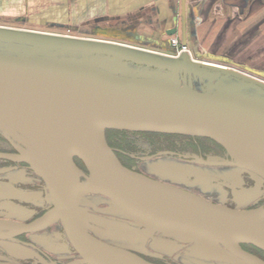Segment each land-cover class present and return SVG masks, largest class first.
Returning <instances> with one entry per match:
<instances>
[{"label":"water","instance_id":"water-1","mask_svg":"<svg viewBox=\"0 0 264 264\" xmlns=\"http://www.w3.org/2000/svg\"><path fill=\"white\" fill-rule=\"evenodd\" d=\"M181 11V43L185 47L186 0H181ZM174 22L176 26L177 17ZM166 33L172 36L177 28ZM141 39L151 41L143 35ZM53 42L76 57L109 58L158 70L180 69L185 79L176 85L117 76L62 59L0 53V123L75 148L65 160V169L56 160L7 138L18 152L0 151V159L28 164L45 180L53 207L31 222L0 218V240L37 233L61 222L80 256L73 264H158L87 229L79 201L94 194L113 202L133 227L185 242L212 241L247 264H264L242 247L252 245L264 252V208L239 209L212 203L179 185L131 170L106 139L108 130L208 138L222 146L230 160H203L196 155L195 163L235 167L264 180V100L195 89L193 80L211 68H193L185 52L179 58H169L102 40ZM75 159L88 171L84 181ZM38 169L52 177L55 190ZM203 177L212 182L219 179ZM219 184L233 187L226 181Z\"/></svg>","mask_w":264,"mask_h":264},{"label":"rangeland","instance_id":"rangeland-1","mask_svg":"<svg viewBox=\"0 0 264 264\" xmlns=\"http://www.w3.org/2000/svg\"><path fill=\"white\" fill-rule=\"evenodd\" d=\"M260 21L247 27L241 25L243 27L241 32L236 31L240 25H230L225 29V33L222 34L223 39L221 41H211L210 45L205 39L199 40L198 45L200 46L195 47V50L192 48L193 42H189L187 47L188 61L193 68L207 66L204 65L207 62L222 66H207L211 68L210 72L204 71L201 74L200 78L194 82L195 89L243 94L264 100V23L262 24ZM170 26L116 25L70 28L43 26L42 28H34V26L28 24L0 25V53L63 59L75 64L99 68L117 76L158 80L182 85L185 78L180 69L172 71L158 70L153 67L139 66L131 63L125 65L121 60L109 58L76 57L66 54V51L61 46L55 45L53 42V40L76 41L77 39L102 40L126 45L140 51L159 54L160 57H177L181 51V41L178 34L167 35L169 41L163 40V37H166L164 30ZM102 28L107 30L103 32ZM257 29V33H252ZM127 30L145 31L144 33L153 35V38L158 39V44H155L156 40L147 42L139 40L135 35H132L130 38L121 35V33ZM246 31L247 33H245ZM173 39H177L178 45L176 47L172 46ZM216 43L218 47L220 46L218 49L221 51V54L227 52L228 56L226 57L230 60H228L229 62H211L208 59L207 54H215L214 45ZM205 44H208V46L205 47ZM202 46L204 50L201 49L203 48ZM198 50L200 53L196 54ZM252 69L261 70L263 76L252 72ZM0 133L4 137L0 135V149H2L0 151L10 150L12 143L5 137V134L1 131ZM127 136L133 141L138 142L143 138L135 134H128ZM205 144L211 151H214L215 145L207 141ZM187 148L190 149L188 150ZM180 149L184 152H167L165 150L157 155L144 157L140 161L132 158V161L126 162L133 165L141 173L179 185L181 188L200 194L205 199L214 203H220L232 208L238 207L239 209L264 207V198L259 201L261 197H264L263 182H258L254 186L250 184L249 187L244 185V188L240 187L237 191L235 190L230 194L224 189V186L219 185L216 181H207L203 176L219 177L223 181L233 183L236 179L240 178L239 176L242 171H239L237 168L224 166H201L191 161L194 150L190 145H186ZM115 151L119 153L123 160L125 159L126 155L122 153L123 151L120 148H115ZM211 151L207 154H211ZM175 152H180L182 155ZM200 154L203 156L204 153L200 152ZM9 165L10 162L0 159V167ZM30 170L33 173L31 172L30 174L25 169L24 171L2 173V175L0 173V180L2 178H17L21 174L26 179L38 176L45 182L31 167ZM27 173L30 175H27ZM15 193L17 194L18 192ZM16 194L9 190L3 192L0 187V215H4L3 217H6V214L17 219L28 217L30 213L22 211L19 202L25 201L24 198L27 200L33 198L38 200L32 195L33 192L30 191L23 194L19 193L17 196ZM19 198H23V200ZM79 210L84 215L86 226L93 228L95 230L92 229L93 232L100 235L103 240L112 245L126 248L141 257H150L165 264H242L243 262L231 256V254L212 241L185 242L160 232L133 227L127 224L125 221L126 217L118 212L117 206L113 202L101 196L91 194L82 196L79 201ZM61 230L62 224L61 222H57L50 229L41 232V235L29 236L28 241L31 240V243L33 242L40 246L41 251L54 253V257L57 255L65 256V252L57 247L61 242H68L67 237L64 236ZM24 251L29 252L31 256L34 254L33 250H25V248L19 247V244L14 241L0 240V261L8 259L15 261L24 260L23 258L29 256Z\"/></svg>","mask_w":264,"mask_h":264},{"label":"crops","instance_id":"crops-1","mask_svg":"<svg viewBox=\"0 0 264 264\" xmlns=\"http://www.w3.org/2000/svg\"><path fill=\"white\" fill-rule=\"evenodd\" d=\"M186 4L189 42L205 39L211 45V41L223 39L222 34L230 25L247 27L260 20L264 23V0H186ZM181 12V0H0V25L172 26L176 17L180 24ZM240 26L236 31H242ZM144 32L137 30L136 34L155 40L153 35ZM218 48L216 43L214 50L221 52Z\"/></svg>","mask_w":264,"mask_h":264},{"label":"flooded vegetation","instance_id":"flooded-vegetation-1","mask_svg":"<svg viewBox=\"0 0 264 264\" xmlns=\"http://www.w3.org/2000/svg\"><path fill=\"white\" fill-rule=\"evenodd\" d=\"M178 23L179 22H177L176 26L172 25V26H170L169 29L166 28L164 30L166 37H163L164 38L163 40L169 41V38H168L166 32L169 31V30H172L173 28L176 27L177 28V34H178L179 39L181 41V37H182V29H181L182 28L181 27L182 20H181L180 24H178ZM186 24H187V46H188V44H189V41H188V34H189L188 31H189V29H188V27H189V24H190L189 20H188V16L186 17ZM97 29H100V28H97ZM106 30L107 29L102 28L103 32H105ZM135 32L137 33V30ZM136 33H133L132 30H127V31L121 33V35L128 36V38L132 37V35H135L136 38H139V40L147 41V39H141V35L140 34H136ZM103 35H104V33H103ZM155 40L158 42V39L155 38ZM155 40L152 39L151 41H147V42H152V41H155ZM198 44H199L198 40L194 41L193 45H192V48L195 50V47L199 46ZM199 53H200V51L198 50V52H196V54H199ZM214 53L215 54H213V53L207 54L208 57H209L208 59L211 62H224V63H226V62L230 61L226 57V56H228L227 52L226 53H222V54L220 52H214ZM252 72H254L256 74H261L262 73L261 70H254V69H252ZM261 75L263 76V74H261ZM196 80H198V78L194 79L193 83ZM10 146H12V147H10L11 148L10 150L3 151V152H12V153L18 152L17 151L18 148H16L14 145H10ZM208 152L209 151H205L206 154L204 153L203 156L201 154H199V153H192L193 155L191 157V161H194V156H196V155L199 156L203 160H208L209 158L221 159V160H230V157L227 154V152L224 149L219 148L218 146H215V149H214V151H211V154L210 153L207 154ZM176 153L182 155V153H178V152H176ZM117 157L119 158V160L122 162V164L124 166H126L127 168H129L131 170L139 172L137 169H135V167L133 165H130L128 163H124L121 160V158L119 157V155H117ZM8 162H10V165L9 166H3V167L1 166L0 170L1 171L2 170H7L9 168H11V170L5 171V172H0L1 175H2V173L6 174L7 172H12V171H21V170L24 171V169L27 172H29L30 174H31V172L33 173V171L30 170V167H29L28 164H25V163H14V162H11V161H8ZM75 163H76V166H77V168H78V170L80 172V179H81V181H84L85 177L88 175V171H87L86 167L84 166V164L81 163L78 159H75ZM199 165H201V164H199ZM201 166H205V165H201ZM205 167H216V166H205ZM239 171H242L241 175L239 176L240 178L236 179V181L233 182V183H229V184H232L233 187L232 188L224 187V189H226L230 194L232 192H234L235 190L237 191L240 187H243L244 185L249 187L250 184H252V186H254L258 182H263L264 183V180H262V179L256 180L247 171H244L242 169L241 170L239 169ZM30 174L27 173V175H30ZM220 181H223V180L220 179V178L218 180H216V182L218 184L220 183ZM0 187H1V190L3 192H7L9 190L11 192H14V194H16L15 192H18L17 193L18 195H19V193L23 194L24 192L30 191V192H33L32 195H34V197L36 199H38V200H35L33 198V199L27 200L26 198H24L25 201L19 202L21 210L30 213L28 217H25L23 219H17V218H14V217H10L9 215L6 214V217H3L4 215L3 216L0 215V218H9V219H12V220H18V221H22V222H31V221L37 219L38 217L42 216L43 214H45L47 211H49L53 207L50 195L48 194L49 192L47 193L48 190H47L46 183L43 182L38 176L29 177L28 179H26V178H23L21 174H19V177H17V178L16 177L15 178H7V179L2 178L0 180ZM15 187H17V188H15ZM17 194H16V196H17ZM95 196H100V195H95ZM101 197H103V196H101ZM103 198H105V197H103ZM263 198L264 197H261L259 199V201H261V199H263ZM105 199H107V198H105ZM20 200H23V198H21ZM107 200L110 201L109 199H107ZM259 206H261V205H259ZM52 226H50L49 228H47L45 230L37 232V233L20 235L17 238L11 240V241H14V242L18 243L19 247L25 248V250H27V249L33 250L34 254H32V256L29 254V252L27 253L26 251H24L26 254L29 255L28 257L23 258L24 260L15 261L13 259H8V260L0 261V262H13V263H20V264H73L74 262L78 261L80 259V256L76 252V250L72 247V245L69 243V241L67 243L66 242L65 243L61 242V244L57 245V247L59 249H61V250H63L65 252V256H58L57 255L58 257L57 256L54 257L53 256L54 253H50L48 251H41V249L39 248L40 246H38L36 243H33V242L31 243L30 242L31 240L28 241L29 236L41 235L40 234L41 232H44V231L50 229ZM87 229L90 232L94 233L93 232V230H94L93 228L87 227ZM64 232H65V227H64ZM94 234L98 235L96 232ZM65 236H66V233H65ZM242 247L245 250H247L248 252H250V253H252V254H254V255H256L259 258L264 260V252L263 251L261 252V251L255 249L256 247L254 248V246L252 247V245H243ZM242 264H247V263L242 262Z\"/></svg>","mask_w":264,"mask_h":264},{"label":"trees","instance_id":"trees-1","mask_svg":"<svg viewBox=\"0 0 264 264\" xmlns=\"http://www.w3.org/2000/svg\"><path fill=\"white\" fill-rule=\"evenodd\" d=\"M111 134V136H109ZM128 134H135L137 136H142V140L140 142L133 141L127 135ZM1 135V133H0ZM2 136V135H1ZM3 137V136H2ZM110 137V138H109ZM4 138V137H3ZM106 139L108 144L115 150V148H120L126 156L123 160L120 157L119 153L115 151L117 155L121 158L124 163L126 161H132V158L140 161L144 157H149L150 155H157L162 153V151H182L180 148H184L186 145H190L191 148L194 150V153H199L205 151H211L209 147L205 144V142H209L212 145L218 146L221 149H224L215 141L208 139V138H199V137H190V136H181V135H168V134H158V133H142V132H128V131H120V130H108L106 131ZM113 140V141H111ZM198 140V141H196ZM204 140V141H203ZM188 150L190 148H187ZM2 150V149H0ZM176 153V152H175ZM180 153V152H179ZM79 160V159H78ZM8 162L7 160H4ZM80 161V160H79ZM137 161V162H138ZM81 162V161H80ZM82 163V162H81ZM129 164V163H128ZM83 165V164H82ZM48 193V191H47ZM62 231L65 236L64 227L62 226ZM66 237V236H65ZM67 240V239H66ZM253 247V246H252ZM255 248V247H254ZM259 250L258 248H255ZM261 251V250H259ZM262 252V251H261ZM146 260L158 263V264H165L150 257L142 256Z\"/></svg>","mask_w":264,"mask_h":264},{"label":"bare ground","instance_id":"bare-ground-1","mask_svg":"<svg viewBox=\"0 0 264 264\" xmlns=\"http://www.w3.org/2000/svg\"><path fill=\"white\" fill-rule=\"evenodd\" d=\"M206 65L207 66H213V65H215V66L222 67L220 65H216V64H212V63H208V62L206 63ZM0 129L2 130V132L5 134V136L9 140L15 142L16 144H18L20 146L26 147L27 149H29L30 151H32L34 153L40 152L45 157H47L49 159H52V160H56L60 165H62V167H64L65 169H68V166L65 163V160H66V158H68L69 156H71V154L75 150V148H73L71 145L64 144V143L54 142V141L46 138L42 134L31 133V132H29L28 130H25V129L21 130V129H16V128H8V127L4 126L1 123H0ZM232 168H235V167H232ZM37 171L42 176L45 177V179L47 180V182L50 185V187L53 190H55L56 189V182H54V180L52 179V177L50 175H48L46 172H44V171H42L40 169H38ZM64 176H66V175L64 174ZM182 189H184V188H182ZM184 190H186V189H184ZM191 193H193V192H191ZM162 194H164V196H169V197L172 196L169 193H162ZM193 194H196V193H193ZM196 195L201 196L202 198H204L200 194H196ZM205 200L210 201L208 199H205ZM210 202H212V201H210ZM212 203H214V202H212ZM217 204H220V203H217ZM261 208H264V207H261ZM221 248L223 250H225L226 252H228L229 254H231L228 250L224 249L223 247H221Z\"/></svg>","mask_w":264,"mask_h":264},{"label":"built area","instance_id":"built-area-1","mask_svg":"<svg viewBox=\"0 0 264 264\" xmlns=\"http://www.w3.org/2000/svg\"><path fill=\"white\" fill-rule=\"evenodd\" d=\"M176 45H178L177 39H173L172 40V46L176 47ZM183 52H187L188 53L187 47L181 46V51L179 52V55L178 56H180Z\"/></svg>","mask_w":264,"mask_h":264}]
</instances>
